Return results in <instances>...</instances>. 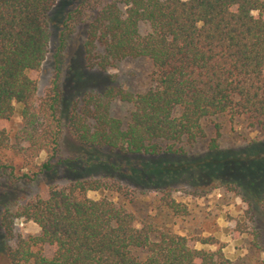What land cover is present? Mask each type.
I'll list each match as a JSON object with an SVG mask.
<instances>
[{
  "label": "trees",
  "instance_id": "1",
  "mask_svg": "<svg viewBox=\"0 0 264 264\" xmlns=\"http://www.w3.org/2000/svg\"><path fill=\"white\" fill-rule=\"evenodd\" d=\"M56 2L0 0V174L11 179L0 194V260L230 264L221 250L205 248L214 241L202 240L197 249L173 231L172 219L188 210L172 194L186 185L199 195L223 187L247 204L264 200V141L222 149L221 124L206 131L227 117L264 135V0H74L62 16L56 55L78 19L93 11L86 19V66L106 71L143 58L151 86L136 95L108 87L105 103L87 96L68 111L55 80L38 97L29 77L48 52ZM115 97L132 106L126 121L109 113ZM16 112L12 130L7 125ZM6 152L18 155L26 171L15 174ZM62 172L64 185L47 186L46 198H29L11 215L19 185ZM88 191L101 197L91 199ZM13 217L34 223L38 234L11 246Z\"/></svg>",
  "mask_w": 264,
  "mask_h": 264
},
{
  "label": "rangeland",
  "instance_id": "2",
  "mask_svg": "<svg viewBox=\"0 0 264 264\" xmlns=\"http://www.w3.org/2000/svg\"><path fill=\"white\" fill-rule=\"evenodd\" d=\"M73 1L57 0L49 14L48 52L40 69L29 73V77L36 81L37 96H43L51 82L55 80L60 87L62 109L68 111L75 102L79 107L82 106V101L87 96L99 97L105 103L106 100L102 98L108 87L132 95L145 93L151 86V67L146 59L121 61L106 71L89 69L86 66L83 52L86 19L92 16L93 11H87L84 17L78 19L79 22L74 24L66 37L64 49L58 56L56 55L58 38L62 30V16L71 8ZM131 109L130 104L122 102L118 97L109 103L110 115L123 121L127 120ZM18 121L19 116L16 112L7 125L8 128L15 130ZM217 122L221 124L219 143L222 149L242 150L250 141H264V135L248 130L241 119L230 121L227 117L220 118L205 127L206 131L211 134ZM205 145L203 142L199 149L203 151ZM96 153L105 155L106 150ZM61 154L62 157L66 156L65 151ZM2 156L16 166L15 174L26 171L25 168H21L23 161L18 155L6 152ZM63 172L57 176L54 174L43 176L34 183L19 185L21 191L16 195L17 202L10 207L11 215H15L17 208L29 198L36 195L46 198L47 186L64 185L67 174ZM10 181V178L0 174V194L10 188ZM196 192L188 185L181 186L173 192V198L184 203L188 210V215L184 219H172L173 231L186 235L190 246L197 249L201 248L202 240L214 241V244L205 248L211 251L221 250L230 264H264V200L262 204L256 201L247 204L237 191H229L223 187L212 189L202 195ZM87 197L97 199L101 194L88 191ZM107 197L117 200L114 193H107ZM0 214L2 215V208ZM11 220L13 238L8 241L11 246L19 237L38 234L37 226L31 221L17 217ZM0 231L2 232L1 228ZM45 255H51L50 248H46ZM0 264L4 262L0 260Z\"/></svg>",
  "mask_w": 264,
  "mask_h": 264
}]
</instances>
